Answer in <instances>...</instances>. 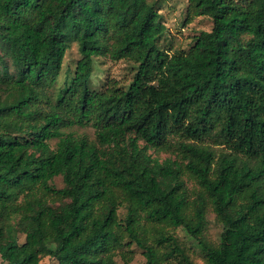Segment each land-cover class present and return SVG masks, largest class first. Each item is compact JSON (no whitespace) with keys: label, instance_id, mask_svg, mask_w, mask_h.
Wrapping results in <instances>:
<instances>
[{"label":"trees","instance_id":"1","mask_svg":"<svg viewBox=\"0 0 264 264\" xmlns=\"http://www.w3.org/2000/svg\"><path fill=\"white\" fill-rule=\"evenodd\" d=\"M135 4L0 0L1 258L128 264L135 244L146 264H191L167 231L183 229L205 264H264V0H201L194 16L207 5L212 30L173 55L154 4L125 17ZM74 43L81 59L56 91ZM96 58L134 63L129 87L93 89ZM88 127L94 140L68 132ZM208 206L218 245L204 238Z\"/></svg>","mask_w":264,"mask_h":264},{"label":"rangeland","instance_id":"2","mask_svg":"<svg viewBox=\"0 0 264 264\" xmlns=\"http://www.w3.org/2000/svg\"><path fill=\"white\" fill-rule=\"evenodd\" d=\"M144 1H149L154 4L161 14V22L165 26V32L159 42V46L166 50L170 55L175 53L188 51L194 42V38L200 35L201 32H210L213 28V22L208 14L207 5L198 10V15L194 16L195 8L201 0H136V4L140 5ZM136 4L129 9L125 17L129 19L136 10ZM81 59L77 44H72L68 50L63 70L59 77L56 91L69 84L74 77L76 66ZM137 67L134 63L122 60L112 61L109 58H96L94 60L93 75L91 79L92 88L95 90H103L107 84L116 83L120 88L127 89L136 74ZM68 132H73L75 135L88 136L91 140L95 139L94 129L88 128H73ZM57 140L51 141L50 145L55 148ZM142 145V144H141ZM217 151L222 150L216 148ZM149 154L160 163H164L167 159H174L170 154L150 150ZM185 187L187 189L190 201H194L199 193V185L184 177ZM57 189L64 187L62 177H57L52 183ZM61 203H56L55 206ZM69 209H64L59 214V229L60 231H67L69 223L67 222V214ZM127 210L121 207L119 216L124 219ZM80 217V216H79ZM207 226L204 231V238L211 244L218 245L222 233V226L218 222L215 213L211 207H207ZM170 234L174 235L178 240L180 246L185 250L187 257L191 264H205L201 248L198 242L192 239L183 229H169ZM231 236V235H230ZM25 241V236H20V243ZM131 251L133 253L132 260L128 264H146V258L143 251L135 244L132 245ZM118 264H125L121 257L117 258ZM174 261H170L171 264ZM0 264H7L0 255ZM41 264H58L54 259L45 257Z\"/></svg>","mask_w":264,"mask_h":264}]
</instances>
